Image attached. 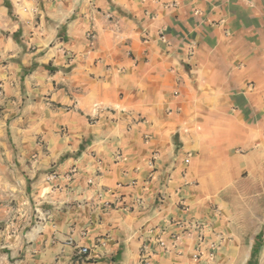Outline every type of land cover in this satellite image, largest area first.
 Masks as SVG:
<instances>
[{"label": "crops", "instance_id": "0c3cea01", "mask_svg": "<svg viewBox=\"0 0 264 264\" xmlns=\"http://www.w3.org/2000/svg\"><path fill=\"white\" fill-rule=\"evenodd\" d=\"M0 90L36 205L0 264H140L165 227L152 264H264V0H0Z\"/></svg>", "mask_w": 264, "mask_h": 264}, {"label": "rangeland", "instance_id": "374dc122", "mask_svg": "<svg viewBox=\"0 0 264 264\" xmlns=\"http://www.w3.org/2000/svg\"><path fill=\"white\" fill-rule=\"evenodd\" d=\"M2 90H0V101L2 100ZM4 106L0 102V232L7 231L10 229H15V225H22L24 223V217L28 209L35 210L36 205H34L33 198L30 197L32 189L30 184L32 180L28 179L27 172L28 166H30L31 159H22L20 155L16 154L18 152L17 144L11 138V146L14 148V154L10 158L6 154V138L7 130L11 129L12 123L3 119L4 116ZM15 123H13V127ZM23 124H19L18 128L22 130ZM32 130H36V125H31ZM17 181H27L23 183L26 188L20 189L18 184L12 183ZM11 184V185H10ZM23 190V191H22ZM31 190V191H30ZM31 203L33 207H31ZM260 203H250V208L248 210L249 214H253L251 225L255 227V223H260L258 214L262 213L260 210ZM256 215V216H255ZM22 228V227H21ZM263 238V240H261ZM259 243L264 242V234L258 235Z\"/></svg>", "mask_w": 264, "mask_h": 264}, {"label": "built area", "instance_id": "2783aa9c", "mask_svg": "<svg viewBox=\"0 0 264 264\" xmlns=\"http://www.w3.org/2000/svg\"><path fill=\"white\" fill-rule=\"evenodd\" d=\"M89 38L94 39V33L88 34ZM136 204L141 205L142 201H137ZM170 226H176L181 229L182 233L193 234L197 233L200 240V245L204 241L205 225L195 220L189 221H171ZM156 232V233H155ZM180 233H169L168 227L162 228L159 231L153 230L152 235H149L140 249V264H152V256L156 252V247L165 253H177L179 248ZM201 250L199 247L198 251ZM90 249L82 247L77 250V259H83L88 256ZM198 256V254H197Z\"/></svg>", "mask_w": 264, "mask_h": 264}]
</instances>
